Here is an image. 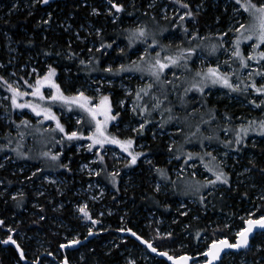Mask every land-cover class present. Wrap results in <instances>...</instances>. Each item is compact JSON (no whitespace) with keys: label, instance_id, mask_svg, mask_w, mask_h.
Instances as JSON below:
<instances>
[{"label":"rangeland","instance_id":"rangeland-1","mask_svg":"<svg viewBox=\"0 0 264 264\" xmlns=\"http://www.w3.org/2000/svg\"><path fill=\"white\" fill-rule=\"evenodd\" d=\"M63 1L64 0H49V3L45 5L43 3H35L34 0H0V12L2 18L10 17L19 13H24L28 15V17H33L38 11L46 8L47 12H45V15L39 16L37 19H35V31H39L40 29H48L46 26H44V21L49 19V13L55 12V15L57 17L55 21L58 22L59 20H61L56 28H62L66 34H70L69 37L74 38L75 42H73V45H75L77 49L78 58H84L87 60L92 54H95L100 58V64L98 66L99 68L105 67L108 63H112L113 65L119 63H127L128 60H130V56H132L131 59H136L137 55L139 54L137 49L139 48L140 51H142V46L137 45L129 49L127 47V34L124 30L135 27L137 24L144 23L147 24L149 28L155 27L157 31L161 32V35L158 36V39H160L161 43L163 44L171 43L173 46H176L180 43L181 40H186L182 28L173 27L172 25L171 18L173 16V12L176 11L177 8H179L178 5L174 4V0H117V2L124 3L126 12L128 8H130L131 11L128 10V14H126V12L119 13L118 18L116 19H113L112 15L106 11L109 7L108 0H72L73 3H75L76 8H86L89 14L86 17H82L83 25L80 29L77 30L73 28L69 19L61 15L63 11L59 8L61 5L58 6V3H62ZM188 2L193 6V11L197 10L196 5H202L196 17L195 23L186 18L188 28H198L200 34L202 36H208L209 40L214 39V33L227 31L234 22L240 20L241 15L244 16L245 20L247 19V15L244 14L242 10H240V13H237L235 11V9L239 8V5L236 4L235 0H188ZM133 4L135 5V7H137V9H135V7L133 8ZM150 4L154 6L149 7ZM57 8L59 9V11ZM93 8L99 9L100 14H93ZM140 8L141 11L143 10L142 13L144 14V16H147L149 19L145 20L142 17L136 15V11ZM165 8L167 9L166 12L164 11ZM218 9L221 10V15H218L214 19V23L212 25H208L205 30H201L199 24L200 13H204L206 11L215 12ZM48 10L50 11L48 12ZM165 15L169 17L168 20L164 19ZM152 16H155L156 23H154L151 19ZM95 20H98L100 23L97 25L95 23ZM115 23L118 24V28H120V30H117L115 32V34L113 35V39L107 41L114 42L113 49H108L106 54L101 56L99 52H96V48L99 46V43L102 40L106 42V39H104L105 32H112L116 29L113 26V24ZM176 23L179 24V21H176ZM42 25L43 27L40 28ZM97 28L102 29L101 36H97L95 33V29ZM80 32H82L84 35H82ZM77 33H79V39L77 38ZM231 35L232 33L229 32V37H231ZM225 39L228 38L226 37ZM70 41L72 40H69L67 42L70 43ZM121 42L124 44H122ZM6 43L7 47L5 49V53L7 59L6 61L0 60V64L7 65V67L0 68V74L7 76L10 72L16 71L18 76H25L31 71L32 68H38V57H36L35 59L30 58L31 60H33V63L25 62L21 67L17 68L23 53H19L17 51V47L14 46L11 38L7 37ZM70 44H72V42ZM89 48L93 49L92 53H89L87 51ZM119 48H125L127 55L122 56V54L119 52ZM112 51L114 54L115 52L119 53V56L117 55L118 58H115L113 56V54L111 53ZM164 54L165 53H162V55ZM216 56H219L220 60L226 58L222 54V52L217 53ZM204 57H207L206 63L215 62V56H209L207 51H205ZM204 57L201 58L203 59ZM193 59H195V57ZM72 60L76 61L77 71L66 70L65 78L61 82L59 81L62 86L71 91L74 90L72 88L73 85H75L76 87L84 85L89 95H95L96 93L94 92V89L99 86L101 92L111 94V97H113L115 110L116 105L118 104L117 102L120 100H124L125 104L123 106H120L118 104L117 107H119L121 111H127V116L130 117L126 118V120L128 121L130 120L128 124L129 126L123 125V122H125V118H123L124 115L122 114L117 121L113 122L114 124H117L119 126L121 133L122 129L126 130L129 127H137L139 122H143L142 116L134 115L131 111L133 105L140 104V101H137L134 95H129L128 90H138L140 86L147 82L148 78L146 75L142 77L140 73H124L113 76L112 74L100 71L90 73L87 71L86 66L79 64L78 59ZM9 61H11V64L8 63ZM42 62H44V60H42ZM45 62L47 63H45V67H43V70L49 63L47 59L45 60ZM199 66V60H197L193 67L195 68ZM83 70L86 72H80ZM176 71L179 74L180 70ZM70 72L73 73L72 76ZM87 75H89L90 77H87ZM168 78L171 79V76L169 75ZM15 79H17V77H10V80ZM101 80H103L104 83L98 85L97 82ZM108 80H112V83L108 84ZM115 91H118V93H116ZM153 91L156 92L155 89H153ZM210 93V95L203 97L200 93L194 90L189 92L187 96H183L182 92L179 96L175 93H170L168 103H171L176 114H178L182 118H186L188 124H196L201 117H203L204 119H208L207 114L209 112V109H214L215 119L212 120L211 127H209L208 125H202V128L205 130V134H210L212 131H217L221 139L230 138L232 136V133L231 131L226 133L224 131H221L220 129L235 127L243 122L244 118L252 119L253 117H262L261 111L255 109L248 103V100L252 98L251 96L246 97V95L243 93L230 92L228 89L220 85L210 86ZM156 94L159 95L160 93L156 92ZM8 95L10 94L7 92L6 88H0V101H2V103L5 105H7L9 101L4 100L3 98L7 97ZM173 99L175 100V104L173 103ZM202 100H205L206 104L202 105ZM144 102L148 103L150 109L152 108V104L154 103V101L150 100L149 96H144ZM164 103L166 105L168 104L167 101H165ZM194 108L197 109L196 113H192V109ZM0 111V120L6 127L5 130H2V132L0 133V145L6 144L8 139L13 140L11 147L0 150V154H6L0 159V164H3V167H0V169L9 167V171H11V174L15 178V181L25 183V185L29 186L31 190H34L37 195L40 192L43 193V195L38 196L45 195L48 197L54 190L58 192V196L70 192V188L74 183V178L69 179L67 175L68 173L72 176L73 174L81 176L79 178L75 177V181H77L78 185L73 191L72 196L76 197V200L73 201L69 199L67 205H70L72 208V218L78 220L80 222L81 228L85 229L82 231V229H80L77 225L72 224L71 226L70 223L62 222L61 217L56 216L53 219V225L56 226L57 229L65 230V233L58 231H55L54 233V235L61 234V238L63 241L60 244L65 243V238L72 235H79L81 239L80 244L89 242L88 238L94 236L92 242L90 243H100V248H103L104 254L109 256L113 250L120 248L121 244H126L127 242L131 241L129 239L131 238L135 240L139 244V246H125L124 249L120 252V255L123 257V259L121 260V264H128L129 259H135L137 261V264H139V262L141 264H161L160 262H158V259H165L157 257L159 255L153 256L149 252V250L139 242L136 237L131 235V233L117 231V229L121 227L130 226L127 225L129 221V218L126 217V215H128V210L127 208H123V203H125V201L117 199L116 196L118 190L120 189V181L123 180L122 184L125 188H127L129 184H132L131 181L134 179L136 167L139 165L147 167L148 172L153 177V179L150 181L153 186H155V184L157 183H160L161 191L158 193H172L181 199L180 200L179 198H177V201L174 204L175 214L174 218L171 220L172 223L174 222L175 224L178 221L179 217L185 216L182 215V213L184 212H187L188 216L191 215L192 219H194L195 221L198 218L196 215V212L198 210H196V208H204V206L199 202L198 197L184 194L185 186L193 180H203L205 176L212 178L211 173L207 172L204 164L200 161H196L195 167H192L191 165L193 164V161H189L188 165L182 167L185 157L176 159L175 157L178 154L171 153L170 157L166 161V164L154 166V164H152V162L154 163V159L153 156H151L152 149H148L149 140L145 138V134L149 136L151 140L165 138L164 141H166L167 146L172 142V140H175L177 144L183 143V135L189 131V128L186 126V123L183 120L180 122L172 120L165 124L164 127H160L162 118L161 111H152L151 116L148 117L149 119H151L152 123L145 126L142 134H136L139 138L137 144L143 145V148H137V150L144 151L145 156L141 157L138 161V164L135 166L125 167L124 157H126L127 154L122 153V150L118 149L114 145L107 146L112 149V151L108 153L109 157H106L107 162L110 161L109 163H111V167H109V170H118L120 173V175L117 177V184L113 185L110 178L90 176L88 175V170L82 168V165L84 164H88L91 168L97 167V164L94 162L93 155L95 150L89 152L86 147H79L80 144H84L86 146L88 144L87 140L73 141L63 148V156L61 157V160L62 162H68V160L71 161L70 167L72 168V171L69 172L66 169L56 167L54 162H49L47 159L39 156L40 152L47 151L49 149L53 152L61 150V146L59 144L53 146L51 143H45V140L48 138L47 133L37 131V128L39 127V125H37V120L41 118L35 117V114L31 113V111L28 109H16L13 111H8L7 108L0 107ZM58 114H60L59 111ZM167 115L168 113H163V116L165 118L167 117ZM225 116L232 118L230 124L225 119ZM24 118L32 120L34 127L27 130L23 127L19 128V131L24 132V139L20 140V138L16 135L18 131L16 125L21 119ZM61 118L68 128H72L75 125V113L61 114ZM13 121H15V123H13ZM48 124H53L54 126V122H44L45 127H47ZM180 127L184 128L183 134L176 131V129ZM111 130L115 131V129ZM9 132H11V136L8 135ZM246 140L247 143L245 146H242V150L236 151L235 149H232L229 151V156L226 160V163L229 167L226 168V171L228 170L229 173L235 174V179L232 182L235 183V185H237L239 188L243 189L245 193H247V195L244 196L250 199L247 200L245 211L234 216L228 215L226 213L215 212V214L211 216L212 221L210 223V229L214 228L215 225L224 226L225 224H230L231 230L227 228L225 229L227 231H231V233L234 235V231L239 226V223H241L240 217L245 216L249 211H254L257 207H260L261 203L263 202L259 199V197L262 193H264V185L260 183L253 171H245V169H248L250 167L249 165L245 164L244 161L248 159L252 162L257 159V156H260L258 155L260 154V151H253V149L257 148L258 150L260 146L264 144V136H260L259 133H250ZM17 143L20 144L21 151L30 152L31 158H22L16 155V153L12 149L17 147ZM207 143L208 142H205V144ZM72 148L75 149V152L67 157L68 151ZM184 148L186 151L191 152L201 151L199 142L195 139H193L191 143H184ZM208 150L214 151V154H222L228 149H226L224 145H218L217 142L213 141L211 143V147H209ZM114 153L120 157L119 162H117ZM72 156H83L84 158L87 157V159H79L77 162L78 166H76L75 168L72 159H70ZM5 157H8V159H5ZM149 160L151 161V164L146 162ZM37 167L43 168L44 172L42 174L37 173L35 176H32V172L35 171ZM155 167L166 169L171 179L165 180L160 177L159 174L155 171ZM20 169H23V171H20ZM192 172L196 173L195 177L192 176ZM22 174L26 175V177H30V179H26V177H19ZM49 176L56 181L55 184H52L49 182V180L45 179V177ZM90 184L93 186L92 188H89ZM96 184H99L100 187H95ZM24 187L25 186H18L17 189L12 192H9L10 189L9 187H7L3 190V192L8 193L12 199L13 194L21 190L24 192ZM226 188H229V186L221 184L217 187L216 192L219 191L221 193H224L226 191ZM101 189H103L102 193ZM209 191L210 189L205 190L204 192V194L207 196V200L205 203L207 204V206H213V196L215 193L212 195H208ZM93 196H96L97 199L93 200ZM84 202L88 203L93 219H98L101 223L95 225H93L91 221V223H85L88 221L82 219V214L78 213L76 207L78 204H82ZM50 203L52 204L53 201ZM31 208L32 209L29 211V213L32 215H37V212L39 210L38 204L33 203L31 205ZM59 208L60 207L58 206V209ZM101 213H103V215H101ZM137 214L138 213H135L133 215L137 219L133 224L137 226L139 222H143L142 228L138 229V233L139 235L143 234L146 239L155 240V236L158 237V233L155 231L157 228L159 229L160 234L169 231L173 233L174 228L172 227L171 222H168L161 215L157 213L145 212L143 213V215L136 217ZM260 214V212L256 213V215ZM113 216H118V219L120 220L119 224H111V219ZM16 217H18V215L14 214L13 220H8L9 224H7L6 226H0V228H2L5 232V237L10 234L7 226L16 228L19 224H21V220L19 217L17 220H14V218ZM184 226L185 225H181L179 227V234L185 232ZM89 228L92 229V235L88 234ZM133 230L135 231V229ZM67 233H69V235ZM12 235L14 239H16L17 242L21 245V247H23L24 245L27 247V249L24 250L28 257V261L31 264L32 261H34L36 258H39V253L46 255H48V253H52V255H54L53 251H51L50 244L45 241L44 235L41 234V232H38V234L35 236H28L25 233L17 230V232L12 233ZM85 237L87 238L85 239ZM188 238L189 234H185L182 242L178 243V250H182L179 253L188 252L193 256H196L195 254L188 251L192 246L189 241L190 238ZM103 239H106V241H102ZM208 240L209 236H203L199 241L198 248L204 251L205 244L208 242ZM155 243L156 246L160 247V242H157L155 240ZM80 244L68 249L59 248L57 256L51 257V259L49 255L48 258H43L41 264H60L65 255L68 256L71 264H86V255L83 250L85 245H83L84 247H79ZM181 244L183 245V247H180ZM257 245H261L262 247L258 250L256 247ZM0 248H2L1 245ZM85 248H87V246ZM90 250L93 251V249ZM167 250L171 253H174L172 249ZM30 254H35L37 255V257H30ZM165 261L168 263L167 260ZM199 261H197V264H199ZM222 263L264 264V235H257V237L251 242L249 249L237 254H227L224 257Z\"/></svg>","mask_w":264,"mask_h":264},{"label":"snow or ice","instance_id":"snow-or-ice-1","mask_svg":"<svg viewBox=\"0 0 264 264\" xmlns=\"http://www.w3.org/2000/svg\"><path fill=\"white\" fill-rule=\"evenodd\" d=\"M35 3H43L47 5L49 0H34ZM239 8L235 9L237 13L240 10L247 15V19L241 15L239 21L234 22L227 31L214 33V39L209 40L208 36H202L198 28L189 29L187 26L186 18L190 19L193 23L196 22V17L202 5H196V11H193V6L188 0H174V4L179 8L173 12L171 18L173 27H181L186 40H181L176 46L171 43L163 44L158 36L161 35L160 31H157L155 27L149 28L147 24H137L135 27L125 29L127 34L129 49L141 45L142 51L138 48L139 54L136 59H130L127 63H119L113 65L112 63L106 64L105 67L99 68L100 58L95 54H92L87 60L84 58H78V54L71 50L69 43L68 49L64 53L46 52L45 55H66L68 59H78L80 65L86 66L88 72L100 71L113 76L124 73H140L143 76H147V82L133 91L128 90L129 95H134L140 104H134L131 111L134 115L142 116L143 122H139L137 127L130 129L132 133L142 134L145 126L152 123L151 116L152 111H161L160 127H164L165 124L172 120L177 122L184 121L189 131L183 135V143L177 144L175 140L168 145L169 153H175L176 159L185 157L182 165H188L189 161H193L192 167H195V162L200 161L204 164L208 173H211V177H204L203 180H193L185 186L184 194L198 197L199 202L206 208L207 196L204 194L205 190H209L208 195H212L216 192L219 185H228L231 187V174L226 171L228 164L226 163L229 151L235 149L236 151L242 150V146L247 143L246 138L250 133H259L260 136H264V0H235ZM109 7L107 12L112 15L113 19L118 18V14L126 12L124 3L117 2V0H108ZM133 8L135 5H132ZM154 5L150 4L149 7ZM166 12L167 9L165 8ZM93 14H100L99 9L93 8ZM49 19L44 23H50L51 13L48 14ZM151 19L155 22V16ZM164 19L168 20L167 15ZM179 21V24L176 23ZM229 32L232 33L229 37ZM97 36H101L102 29H95ZM79 39V33L76 34ZM228 39H225V38ZM28 43H32L29 41ZM114 42L101 41L96 48V52L105 55L108 49L113 48ZM159 49V50H157ZM89 53L93 52L92 48L87 50ZM207 51L209 56H215V62H207V57H204V53ZM119 52L122 56H126L125 48H119ZM226 57L220 60L217 53H221ZM162 53H165L162 55ZM195 57V59H193ZM201 57H204L203 59ZM199 60V67H193L196 61ZM11 64V61L8 62ZM7 65L0 64V68H6ZM176 70H180L179 74ZM169 75L171 79H169ZM10 77H17L15 80H10ZM104 81H98L97 84H103ZM108 84L112 83V80L107 81ZM223 86L230 92L243 93L252 98L248 100V103L255 109H258L262 113V117H253L252 119L244 118V121L239 125L231 128H222L221 131H231L232 136L228 139H221L217 131H212L210 134H205V130L202 125H208L211 127L212 120L215 119V110L209 109L208 119L201 117L196 124H188L186 118L180 117L173 110V106L169 102L167 105L164 103L168 100L170 93L183 96L191 91H196L201 96L210 95V86ZM0 88H6L10 94L4 97V100L9 101L7 105L0 101V107L7 108L8 111L16 109H28L31 113L35 114V117L41 119L37 120V131L47 133V139L45 143H51L53 146L59 144L61 146L60 151H47L40 152L39 156L47 159L49 162H54L56 167L66 169L71 172V161L62 162L63 148L73 141L87 140L88 144H80V148H85L94 153V162L97 164L96 168L89 167L88 164L82 165V168L88 170V175L101 178H110L113 185L117 184V177L120 175L118 170H109L106 156L112 151L110 147L116 146L122 150V153H126L124 157V166L131 167L138 164L141 157L145 156L144 151H138L137 148H143V145L137 144L136 136L124 135L121 133L119 126L114 124L121 116L120 111L115 110L110 93L101 92L100 87L97 86L94 89L95 95H89L84 85L76 87L72 86L74 90H67L58 80V68L53 64L48 63L46 68L41 71L38 68H32L25 76H18L16 71L10 72L7 76L0 74ZM160 94L157 95L156 92ZM207 90V91H206ZM144 96H149L151 101H154L152 108L150 109L148 103L144 102ZM120 106L125 104L124 100L117 102ZM202 105L206 104L205 100L201 101ZM58 109V110H57ZM58 111L60 114H58ZM197 109H192V113H196ZM75 113L76 121L72 128H68L62 121L61 114ZM163 113H168L167 117L163 116ZM225 119L231 123V117L225 116ZM54 122L48 124L45 127L44 122ZM15 123V121H13ZM17 126L16 135L20 140L24 139V132L19 131V128L29 129L34 127L32 120L27 118L21 119ZM111 129H115L112 131ZM194 129V130H193ZM177 132L184 133V128L180 127L176 129ZM11 136V132L8 133ZM155 138V134H154ZM195 139L199 142L201 151L191 152L186 151L184 143H191ZM215 141L217 144L225 146L226 151L222 154H214V151H209L211 143ZM13 140L8 139L6 144L0 145V150L11 147ZM205 142H208L205 144ZM20 144L17 143V147L12 149L18 157L31 158L29 151H21ZM114 156L119 162L120 157L114 153ZM8 159V157H5ZM151 164V161H146ZM3 167V164H0ZM253 167H256L253 164ZM23 171V169H20ZM155 171L165 180H170L167 170L160 167H155ZM245 171L251 172L252 169L248 168ZM264 172V169H261ZM44 169L37 167L32 172V176L37 173H43ZM192 176L195 177L196 173L192 172ZM30 179V177H26ZM50 183L55 184L56 181L52 177H45ZM3 183V181H0ZM93 186L90 184L89 188ZM95 187L99 188L100 185L96 184ZM155 192L161 191L160 183L155 184ZM103 189H101V193ZM26 194L21 190L12 195V199L16 200L17 197H24ZM38 195H43L42 192ZM223 196V193H220ZM245 196L247 193L244 194ZM93 200L97 199L96 196L92 197ZM261 201H264V193L259 197ZM18 206H21V201L17 200ZM63 205H61L62 207ZM78 213L82 214V219L91 221L93 225L101 223L98 219H93L91 210L88 203L84 202L78 204ZM264 205L257 207L254 211H249L245 216L240 217L241 224L234 231L233 239L230 241L228 235H226L220 225H215L210 231V238L205 244L204 251H197L196 256L202 257L199 264H222L223 257L228 253L226 250L232 249H249L250 238H254L256 234L264 235V211H261ZM260 212V215H256ZM187 212L182 215H187ZM103 215V213H101ZM44 219L43 216L40 217ZM0 226H4V220L0 219ZM9 235L0 241L4 244L15 245L18 250L20 260L27 261L28 257L25 250L14 239L12 233H16L17 229L11 226H7ZM223 228L231 230L230 224H225ZM103 230V229H101ZM120 232H129L132 236L136 237L152 253H156L159 256L166 257L172 264H197L192 254L188 252L173 254L168 250H162L156 246L155 240L146 239L143 235H139L130 227H121L117 229ZM158 233V238L164 240L166 238L171 239L173 233L171 231L163 234L159 233V229L155 230ZM202 233L209 234V229H198L196 232V238L199 240L202 238ZM217 233L219 235L217 236ZM89 235H92V229L89 228ZM87 237H85L86 239ZM81 239L79 235H72L65 238V243L59 245L61 249H68L70 247L79 245ZM180 247H183L181 244ZM257 249L261 248V245L256 246ZM52 255V253H48ZM32 264H41L40 259L36 258L32 261ZM60 264H71L67 255L64 256ZM128 264H137L135 259H129Z\"/></svg>","mask_w":264,"mask_h":264},{"label":"trees","instance_id":"trees-1","mask_svg":"<svg viewBox=\"0 0 264 264\" xmlns=\"http://www.w3.org/2000/svg\"><path fill=\"white\" fill-rule=\"evenodd\" d=\"M58 6H60L59 8L63 11L61 15L70 20L75 30L80 29L82 27V17H86L89 15L86 8H76L75 3H73L72 0H64L62 3H58ZM135 9H137V7H135ZM128 10L131 11V9L128 8L126 14H128ZM49 11L50 10H48V12ZM142 11L141 8L138 9L136 11V15L142 17L145 20L149 19L147 16H144ZM45 12H47L46 8L42 9L41 11H38L33 17H28V15L24 13H19L5 18H2L0 12V60L6 61L7 59L5 49L7 47L6 39L7 37H9L14 43V46L17 47V51L19 53H23L17 68L21 67L25 62L33 63V60H31L30 58L35 59L36 57H38V68L41 67L40 69L43 70V67H45V63H47L45 62V60L47 59L49 63L53 64L54 67L58 68V80L61 82L65 78L66 70L77 71L76 61L68 59L66 55L57 56L53 54L49 56L45 55V53H64L69 47V42H67L69 40H72L70 41V43L72 42V44H70L72 45V51L77 53V49L75 45H73V42H75V40L73 37H69L70 34H66L62 28H56V26L61 20H59L58 22L55 21V19L57 18L55 12L51 13L50 23L44 25L48 29H40V32L35 31V19H37L39 16L45 15ZM218 15H221L220 9L215 12L206 11L204 13H200V29L205 30L208 25H212L214 23V19ZM95 23L98 25L100 22L98 20H95ZM113 26L114 28H116L115 30H113L112 32L104 33V39H106V42L113 39V35L115 34V32L117 30H120V28H118L117 23L113 24ZM42 27L43 25L40 28ZM80 33L84 35L82 32ZM29 41H32V43H28ZM111 53L115 58H118V52H115L116 55L113 53V51ZM131 58L132 56L129 57V59ZM42 60H44V62H42ZM80 72L86 71L83 70ZM70 74L71 76L73 75L72 72H70ZM87 77L90 76L87 75ZM115 92L118 93V91ZM117 105L116 110L120 111L121 114L124 115L123 118H125V122H123V125L126 126L130 122V120H126V118L128 117L127 111H121L120 108L117 107ZM5 128L6 127L2 124V121L0 120V133L2 132V130H5ZM130 129L131 127L127 128L126 130L122 129V134L126 132L125 135H134L135 133L131 134L132 132L130 131ZM134 136H136V139L138 141L139 138L137 137V135L135 134ZM145 136V138L149 140L148 149H152L151 156H153L154 159V163L152 162V164H154V166L166 164V161L170 157L171 153H169L168 151V146L166 145V141H164L165 138L151 140L146 134ZM253 151H260V154H258L260 156H257V159L252 162L246 159L244 163L249 165L253 173L257 176L260 183L264 185V172L261 171V169H264V144H262L258 150L257 148H255L253 149ZM74 152V148L70 149L67 153V157L69 155H72ZM5 155L6 154H0V159ZM106 157H109V154ZM70 159H72L76 168V166H78V160L87 159V157L84 158L83 156H72ZM109 162L110 161H108V166L111 167V163ZM253 164H255L256 167H253ZM230 174L231 187L226 188V191L223 193V196L220 195L221 192H215L213 196V206H207L206 208H196V210H198L196 212L198 218L195 221L194 219H192L191 215H187L183 217L178 216V221L175 224L174 222L172 223L171 220L174 218L175 214L174 204L177 201V198L179 197L172 193L162 194L155 192L154 186L150 182L153 177L148 172L146 166L143 167L142 165H139L136 167L134 179L131 181L132 184H129L127 188L123 186V180H121L120 189L118 190L116 196L117 199L125 201V203H123V208H127L128 210V215H126V217L129 218V221L127 225H130V228L135 229V232L138 233V229L142 228L143 223L139 222L137 226L133 224L134 221L137 220L133 216L135 213H138L136 217L143 215V213L145 212L157 213L163 218H165L168 222H171V225L174 228L173 237L171 239L166 238L164 240H161L157 236H155V240L157 242H160V248L162 250L172 249L174 251L173 254L179 253L182 250H178V243L182 242L185 234H189L190 239H188L192 246L189 248L188 251L193 254H196L197 251H203L202 249L198 248L200 239L198 240L196 238V232L198 229H205L207 227L209 229V234L202 233V237L207 235L210 238V223L212 221L211 216L214 215L215 212L226 213L228 215L234 216L238 213L245 211L247 200H249L250 198L245 197V191L232 182L235 179V174ZM67 175L69 179L74 178V183L70 188V192L58 196V192L54 190L48 197L45 195L38 196L36 192L34 190H31L29 186H26L25 183L15 181V178L11 174V171H9V167L0 169V181H3V183H0V219L4 220V226H6L7 224H9L8 220H13V215L17 214L21 220V224L16 227L18 231H21L28 236H35L38 234V232H41V234L44 235L45 241L50 244L51 251H53L54 253V255H50V258L58 255L60 248L59 245L63 241L61 238V234L54 235L55 231L65 233L64 229H57V227L53 225V219L56 216L61 217L62 222H68L71 226L72 224H75L80 229H82V231L84 230V228H81L80 222L75 218H72V208L70 205H67L69 199L73 201L76 200V197L72 196L73 191L78 185L77 181H75V177L79 178L81 176H77L76 174H73L72 176L69 173ZM19 177L25 178L26 175L22 174ZM18 186H25L23 188L24 193L26 194L24 197H17L16 200H13L11 199L8 193L3 192V190L7 187H9L10 189L9 192H12L17 189ZM17 200L21 201V206H18ZM51 200L53 201L52 204L50 203L52 202ZM33 203L38 204L39 210L37 212V215H32L29 213V211L32 209L31 205ZM61 205L63 206L61 207ZM261 205H264V201L261 203ZM58 206L60 207L59 209ZM261 211H264V208H261ZM41 216H43L44 219H41ZM18 217L14 218V220H17ZM111 221V224L113 225H115V223H120L118 216H113ZM240 224L241 223H239V225ZM181 225H185V232L179 234L178 229ZM221 228L223 229L224 233L228 235V238L232 240L233 234L231 233V231H227L225 228H223V226H221ZM67 234L69 235V233ZM218 235L219 233H217V236ZM257 235L255 236V238L257 237ZM5 238L6 237L4 230L0 228V240H4ZM102 241H106V239H103ZM90 242H92V240H89V242L84 244L85 247L87 246V248L82 245L83 243L79 246L84 247L83 250L86 255V264H121V260L123 259V257L120 255V252L124 249V247L139 246V244L135 240H131L126 244H121L120 248L113 250L112 253L107 256L104 254L103 248H100V243ZM0 245L2 246V248H0V264H31L28 260L26 263L20 260L18 250L16 249L15 245L11 244V242H9L7 245H3L0 243ZM23 248L25 250L27 249L25 245L23 246ZM90 249H93V251H91ZM48 256L49 255L39 253L38 257L40 259V262H42L43 258H48ZM30 257H37V255L30 254ZM158 262H160L161 264H168L165 260L162 259H158ZM139 264L141 263L139 262Z\"/></svg>","mask_w":264,"mask_h":264},{"label":"water","instance_id":"water-1","mask_svg":"<svg viewBox=\"0 0 264 264\" xmlns=\"http://www.w3.org/2000/svg\"><path fill=\"white\" fill-rule=\"evenodd\" d=\"M257 235V234H256ZM255 235V236H256ZM94 236H91L89 239H92ZM255 238V237H254ZM254 238H250V245H251V241L254 239ZM0 241H2V240H0ZM143 246H145L146 248H147V246L146 245H144L141 241H139ZM1 244H3V245H7V244H4V243H2V242H0ZM148 249V248H147ZM149 250V252L153 255V256H156L157 254L156 253H152L151 252V250L150 249H148ZM245 250H247V249H239V250H236V249H232V250H226V252L229 254V253H240V252H243V251H245ZM157 257H160V258H164L165 260H167V258L166 257H162V256H157ZM194 257V259H195V261L197 262V261H199L200 259H202V257H198V256H193ZM225 257V256H224ZM224 257H223V259H224ZM23 261V260H22ZM168 261V260H167ZM23 262H26V261H23ZM168 263L169 264H172V262L171 261H168Z\"/></svg>","mask_w":264,"mask_h":264},{"label":"crops","instance_id":"crops-1","mask_svg":"<svg viewBox=\"0 0 264 264\" xmlns=\"http://www.w3.org/2000/svg\"><path fill=\"white\" fill-rule=\"evenodd\" d=\"M168 99H169V97H168ZM167 103H168V100H167ZM173 103L175 104V100L173 99ZM138 119H139V117H138ZM136 134V133H135ZM139 149V148H138Z\"/></svg>","mask_w":264,"mask_h":264},{"label":"bare ground","instance_id":"bare-ground-1","mask_svg":"<svg viewBox=\"0 0 264 264\" xmlns=\"http://www.w3.org/2000/svg\"><path fill=\"white\" fill-rule=\"evenodd\" d=\"M132 113H133V112H132ZM89 238H90V237H89ZM89 238H88V239H89ZM92 239H93V238H92ZM92 239H89V240H92ZM84 244H86V243H83L82 245H84ZM225 256H226V255H225ZM26 262H27V261H26ZM26 262H24V263H26Z\"/></svg>","mask_w":264,"mask_h":264},{"label":"flooded vegetation","instance_id":"flooded-vegetation-1","mask_svg":"<svg viewBox=\"0 0 264 264\" xmlns=\"http://www.w3.org/2000/svg\"><path fill=\"white\" fill-rule=\"evenodd\" d=\"M89 222H90V221H88V222H85V223H87V224H88ZM90 223H91V222H90ZM84 229H85V228H84ZM128 238H129V237H128ZM129 239H131V238H129ZM131 240H133V239H131Z\"/></svg>","mask_w":264,"mask_h":264}]
</instances>
